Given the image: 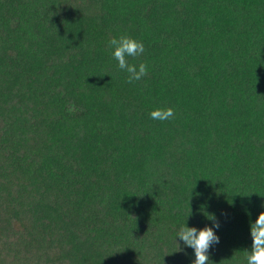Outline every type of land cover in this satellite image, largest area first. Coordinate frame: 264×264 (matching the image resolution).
I'll return each instance as SVG.
<instances>
[{"label":"trees","instance_id":"1","mask_svg":"<svg viewBox=\"0 0 264 264\" xmlns=\"http://www.w3.org/2000/svg\"><path fill=\"white\" fill-rule=\"evenodd\" d=\"M262 211L264 0H0V264H247Z\"/></svg>","mask_w":264,"mask_h":264},{"label":"clouds","instance_id":"2","mask_svg":"<svg viewBox=\"0 0 264 264\" xmlns=\"http://www.w3.org/2000/svg\"><path fill=\"white\" fill-rule=\"evenodd\" d=\"M109 48L113 49L112 55L118 61L119 69L127 73L126 83L133 84L142 80L148 75V65L141 62L138 65L128 62V57H138L145 52L142 41L136 40L127 35H121L118 38L113 37L108 42ZM175 116L174 109L156 108L150 112V118L153 120L167 121ZM212 219L215 227L219 228V223ZM250 234L252 237L251 249L246 256L247 264H264V211L260 212L254 223L250 225ZM184 245L194 250L195 259L192 264H208L209 249L213 244L219 243V236L213 230V227L205 226L197 229L196 227L182 226L177 234Z\"/></svg>","mask_w":264,"mask_h":264}]
</instances>
